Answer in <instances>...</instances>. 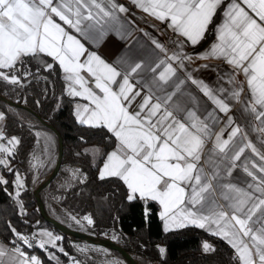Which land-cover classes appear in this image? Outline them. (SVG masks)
Here are the masks:
<instances>
[{
  "label": "snow or ice",
  "instance_id": "1",
  "mask_svg": "<svg viewBox=\"0 0 264 264\" xmlns=\"http://www.w3.org/2000/svg\"><path fill=\"white\" fill-rule=\"evenodd\" d=\"M132 2L156 19L170 21L168 26L184 38L183 42H177L181 49L183 43L195 46L205 37L217 9L222 5V0ZM242 3L260 22L232 0L224 12L225 22L216 30L218 43L198 58L223 57L237 72L244 74L251 93L250 104L245 110L261 122L259 131L264 133V0H242ZM117 10L120 13L127 11L114 0H107V6L104 0H0V79L19 84L20 78L14 74L18 62L40 53L51 57L58 62L65 79L71 85L79 86L70 85L68 94L89 102L90 106L76 112L78 122L94 128H106L117 141L116 149L107 155L99 172L100 179H121L129 190V201L137 195L140 199L157 201L162 209L159 216L166 232L172 226L183 228L189 224L207 228L235 249L241 264H264V163H252L251 169L255 172L244 166V172L254 182L247 184L249 190L228 179L239 167L237 162L246 148L251 149L262 162L264 153L258 152L251 142L243 146L234 144V138L242 131L235 127L227 139H222L221 134L216 135L210 150L216 159L206 158L209 154L204 149L205 138L210 134L207 120H200L194 112H188L190 123L182 122L177 115L185 110L176 98L184 81L174 77L177 67L183 68L184 60L191 57L178 51L155 66L123 61L128 67L122 72L97 53L85 49L80 40L54 19L58 17L65 25L87 35L94 25L82 28L85 20H94L96 24L105 18L113 20ZM153 43L165 51L157 41ZM82 56L86 58L81 60ZM173 62H177L176 67ZM53 67L49 63L44 70H52ZM4 69L10 71L5 72ZM82 71L94 80V88L81 75ZM142 72L153 75L150 81H143L147 94L137 109L130 111V105L141 96V91L135 90L136 86L131 82L132 74ZM25 75L31 73L25 70ZM189 79L219 111L229 112V105L224 99L217 98L208 85L192 79L190 75ZM136 84H141V81H136ZM231 95L239 99L240 92L235 91ZM208 116L215 119L212 112ZM0 119H3L2 115ZM228 123H232L231 116ZM4 138L0 133V140ZM7 142L13 147L19 144L16 137ZM0 153L13 155L12 150L3 144H0ZM0 165L12 171L6 157L0 158ZM256 172L261 175H256ZM7 183L0 177V184ZM16 186H22L19 175ZM217 197L225 203H217ZM84 219L92 223L89 217ZM15 234L17 239L32 247L27 237ZM40 235L47 239L42 240L39 247L44 248L46 244L55 247L54 240L58 238L51 233ZM203 248L205 252L213 250L208 243H204ZM159 251L163 254L165 249L160 248ZM6 255L9 252L0 245V264H4L2 258ZM10 259L12 264H42L37 256L29 257L19 246L12 249Z\"/></svg>",
  "mask_w": 264,
  "mask_h": 264
},
{
  "label": "trees",
  "instance_id": "2",
  "mask_svg": "<svg viewBox=\"0 0 264 264\" xmlns=\"http://www.w3.org/2000/svg\"><path fill=\"white\" fill-rule=\"evenodd\" d=\"M221 9H218L205 37L194 46L198 50L208 45L214 37L215 25ZM53 69L45 71L46 64ZM25 70L31 75H25ZM3 71L9 72V69ZM19 84L0 79V95L26 105L42 119L55 127L62 138L63 157L60 169L53 180L40 191L80 217L88 215L92 223L88 231L97 238H113L130 253L139 264H239L233 249L220 237L196 226H185L164 231L158 215L159 206L150 199L138 196L129 201L128 189L118 177L100 179L97 169L106 153L115 145L114 136L106 128H94L79 123L74 115L76 99L68 94L67 82L58 64L44 54L24 57L16 65ZM30 122L20 117L9 105L0 101V114L7 136L16 137L19 144L10 149L7 156L9 167L0 174L7 184H0V238L31 250L42 264H60L50 259L43 249H30L24 242L15 241L17 232L35 223L37 227L49 228L57 237L62 251H54L64 263L76 254L72 245L74 237L62 233L40 214L34 191L40 179L50 174L53 165L37 172L32 156L36 144V130L53 136L57 154V136L40 124L34 115L18 109ZM88 146H96L94 157ZM19 175L22 186H16ZM17 192L19 195H17ZM147 212V215H146ZM15 230V233L13 231ZM209 243L212 251L205 252L203 242ZM165 246L161 255L158 245ZM118 259L125 260L111 251ZM107 264H116L109 262Z\"/></svg>",
  "mask_w": 264,
  "mask_h": 264
},
{
  "label": "crops",
  "instance_id": "3",
  "mask_svg": "<svg viewBox=\"0 0 264 264\" xmlns=\"http://www.w3.org/2000/svg\"><path fill=\"white\" fill-rule=\"evenodd\" d=\"M114 2L118 5H123L127 9V11L124 13H120L117 10L115 11V19L108 20L107 18H105L104 20H101L99 24H96L94 20H85L81 25L82 28L86 27L89 24L94 25V28L89 30L87 35H82L75 29L70 28L68 25H65L63 21L59 20L58 17H54V19L57 23L61 24V26L64 27L70 35H73L76 39L80 40V42L84 45L85 49H87L89 52L97 53L107 63L112 64L122 72L128 67V65L122 63L123 61H127L128 64L145 62L151 63L152 66H155V64L159 63V61L161 60L166 61L167 57L171 56L175 52L182 51L183 53L187 54L191 57V59L184 60L183 68L177 67V74L176 77H174V79L184 81V83L181 85L180 92L177 93L176 98L180 101L182 107L185 110L178 113L177 115L182 122L190 123V121L187 119L188 112H194L196 117L200 120H207L210 126V134L205 138L204 149L205 152L209 154V156L206 158L216 159V155L210 152V150L214 146L216 135L221 134L222 139H227L231 133L232 128L235 127H239L242 131L238 133L237 136L234 138V144L243 146L244 144L251 142L258 152L264 153V133H261L259 131L260 127L262 126L261 122L256 120L253 114L245 110L246 106L250 104L251 97V93L247 85V78L242 72H237V70H235L233 66L229 64L227 60L223 57H209L207 59L198 58L199 55L208 53L211 50L213 44L218 43L216 30L218 26L222 25L225 22L226 17L224 15V12L227 9L228 4L231 3L232 0H222V5L218 8L221 9V11L219 14L218 21L215 25L214 37L212 41L205 47L196 51L193 50V45L186 42L183 43L182 49L178 48L177 42H183L184 38L179 36L176 32L172 30V28L168 26L170 21H161L156 19L154 16L138 8L136 4L132 2V0H114ZM104 3L105 6H107V0H104ZM236 3L240 4L241 7H244L250 15L256 18L258 22H260L258 17H255V14L252 13L251 10L248 9L247 6L242 3V0H236ZM153 41H157L160 45H162L165 51H161L160 48H157L156 44L153 43ZM85 58L86 56H82L81 60ZM56 63L58 64V62ZM204 65H207V67H203ZM173 66L176 67L177 62H173ZM162 70L163 68L160 69V71ZM60 72L65 78V73L62 71L61 68ZM81 75L89 81V86L94 88V80L87 74V72L82 71ZM152 75L153 74L151 72H142L139 75L132 74L131 82L136 86L135 90L141 91V96L136 97L135 101L130 105V111H135L139 103L141 102L142 97L147 94L148 90L147 88H144L142 84L145 80L150 81ZM189 75L192 77V79H195L197 81H203L204 84L208 85L209 88L214 91V94L217 96V98L224 99L225 102L229 105V112L224 113L219 111L218 107L203 94L201 89L196 84L192 83V80L189 79ZM136 81H141V84H136ZM66 82L67 92L69 93L71 82L67 80ZM71 86L76 88L79 87L78 85ZM221 89H223V91H221ZM95 91L99 93V90ZM235 91L240 92L239 99L232 97L231 94ZM74 98L76 99L74 106V115L76 118V112L78 110L82 111L84 106L90 105L87 100L81 97ZM209 112H212L214 114V120L209 118ZM229 116L232 117L231 124L228 123ZM116 146L117 141L115 139L114 147L106 153L103 160L98 166V176L101 168L103 167L106 161L107 155L113 150H115ZM252 163H256L257 165H259L264 162H262L259 156L254 154L251 149L246 148L245 152L241 156V160L237 162L239 167L233 170L232 176L228 177V179L232 183L236 184L238 187H242L245 190H249L247 189V184L254 182L251 181V178L247 176L243 168L245 165H247L250 170L255 172V169H251ZM221 167L223 168V165H221ZM256 175L259 176L261 174L259 172H256ZM41 180L42 179H40L38 183H40ZM42 202L49 216L53 217L54 219L58 220L59 222L71 229L82 232L87 231V233L89 232L88 227L90 226V224L87 220L84 219V217L86 216L89 217L88 215L77 217L71 214L56 200L49 197L46 192L42 195ZM155 202L159 206V215L162 209L160 204L157 201ZM217 203L223 205L225 202L222 201L219 197H217ZM160 222L162 229L164 230V222L161 219ZM174 229L177 228L172 226L169 230ZM204 230L212 234V232L207 230V228H205ZM42 233H51L54 238H58L49 228L42 226L37 227L36 234L39 239V244L42 240L47 239L46 236L40 235ZM110 239L113 240V238ZM223 240L233 249L236 256L238 257V254L236 253L235 249L225 239ZM79 242H84L88 246H98L80 239L73 238L72 245L74 249L76 248L75 246L79 244ZM54 244L55 247H53L52 244H46L44 248H41L39 246L37 248L43 249L50 259L59 262L60 264H87L86 262H84L82 255L79 254L76 249V254L70 255V262H62V260H60V257L54 252L62 251V248L58 244V239L54 240ZM0 245H3L9 252V255H6L2 258L4 264H12V261L10 259V256L12 255V249L17 247L18 245L7 243L1 238ZM20 249L27 254V250H24L21 247ZM33 255L37 256L35 252H33ZM107 257H109V255H107ZM93 260L94 259H91L92 262ZM92 262H90L89 264H92ZM93 263L99 264L98 261H94ZM239 264H241L240 260Z\"/></svg>",
  "mask_w": 264,
  "mask_h": 264
},
{
  "label": "water",
  "instance_id": "4",
  "mask_svg": "<svg viewBox=\"0 0 264 264\" xmlns=\"http://www.w3.org/2000/svg\"><path fill=\"white\" fill-rule=\"evenodd\" d=\"M0 101L6 103L7 105L17 108V109H24L28 112H30L32 115L36 117V119L42 124L43 126L49 128L51 131L54 132V134L57 136V156L55 163L53 165V168L50 172L49 175H47L40 183L37 184L35 191H34V196L36 198V201L38 203L39 211L41 216L47 221L52 223L58 230H60L62 233L69 235L71 237H74L76 239H80L83 241H86L88 243H91L93 245H98L105 247L107 249H110V251H116L118 252L122 258L125 260L126 264H139L138 261L130 254L126 249L116 241H113L109 238H97L89 233H85L82 231L74 230L71 229L58 220L54 219L53 217L49 216L45 210L44 204L40 198V191L44 189L52 180L53 178L57 175L61 162H62V157H63V146H62V138L60 134L58 133L57 129L53 127L52 125L46 123L40 115L35 113L31 108L27 107L26 105L11 101L3 96L0 95Z\"/></svg>",
  "mask_w": 264,
  "mask_h": 264
},
{
  "label": "rangeland",
  "instance_id": "5",
  "mask_svg": "<svg viewBox=\"0 0 264 264\" xmlns=\"http://www.w3.org/2000/svg\"><path fill=\"white\" fill-rule=\"evenodd\" d=\"M11 107V106H10ZM20 117H22L25 121L30 122V119L26 117L23 113H21L17 108L11 107ZM36 144L34 147V152L32 156L33 164L36 167V171L40 172L45 168L54 165L56 156L55 154V143L53 136L43 130H36ZM87 149L92 152V155L95 157L98 151L96 146H88ZM43 180V179H42ZM41 180V181H42ZM87 233V231H85ZM90 233V232H88ZM91 234V233H90ZM115 236H113V240H115ZM207 243V242H203ZM76 251L82 255L84 262L89 264L91 259L94 261H98L99 264H107L109 262H115L116 264H126L123 260L118 259L115 255L112 254L110 249L104 248L102 246H88L84 242H79L78 245L75 246ZM158 248H164L163 244H159ZM161 254V253H160ZM165 252L161 255H164ZM109 255V257H107ZM92 264H95L93 263ZM97 264V263H96Z\"/></svg>",
  "mask_w": 264,
  "mask_h": 264
},
{
  "label": "built area",
  "instance_id": "6",
  "mask_svg": "<svg viewBox=\"0 0 264 264\" xmlns=\"http://www.w3.org/2000/svg\"><path fill=\"white\" fill-rule=\"evenodd\" d=\"M0 133L3 134V136L5 137L3 140H0V144H3L5 147L9 148L11 147V145L8 144V139H10L9 136H7L6 134V131H5V128L3 126V120L0 119ZM7 159V156L5 153H0V158H5ZM8 161V159H7ZM8 166L9 163H8ZM8 168L3 166V165H0V174L3 173L4 171H6ZM36 229H37V226L35 223H32L30 225L29 228L23 230V231H20V232H17L25 237H27L29 239V242L31 243L32 247H29L30 249H33V248H37L39 246V239H38V236L36 234ZM15 241L18 242V243H22L23 241L17 239V236H15ZM113 254V253H112ZM27 255L30 257L33 255V252L31 250H29L27 252ZM114 255V254H113Z\"/></svg>",
  "mask_w": 264,
  "mask_h": 264
}]
</instances>
